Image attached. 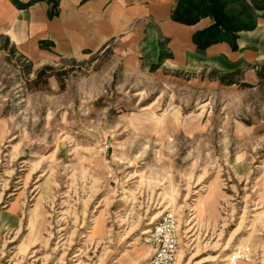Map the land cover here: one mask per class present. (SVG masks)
Masks as SVG:
<instances>
[{
  "label": "rangeland",
  "instance_id": "1",
  "mask_svg": "<svg viewBox=\"0 0 264 264\" xmlns=\"http://www.w3.org/2000/svg\"><path fill=\"white\" fill-rule=\"evenodd\" d=\"M23 37L0 35V264H148L166 212L175 264H264L263 64L187 73L164 47L148 68L120 40L59 58Z\"/></svg>",
  "mask_w": 264,
  "mask_h": 264
},
{
  "label": "crops",
  "instance_id": "2",
  "mask_svg": "<svg viewBox=\"0 0 264 264\" xmlns=\"http://www.w3.org/2000/svg\"><path fill=\"white\" fill-rule=\"evenodd\" d=\"M49 1L0 0V35L20 42L24 35L35 36L50 42L59 58L95 54L120 40L119 49L134 52L148 68L157 62L159 43L167 40L164 48L170 57L161 66L187 73H229L264 65V16L254 29L238 34L237 50L227 43L199 50L191 37L208 25V19L193 26L172 21L175 0H58L51 18Z\"/></svg>",
  "mask_w": 264,
  "mask_h": 264
},
{
  "label": "trees",
  "instance_id": "3",
  "mask_svg": "<svg viewBox=\"0 0 264 264\" xmlns=\"http://www.w3.org/2000/svg\"><path fill=\"white\" fill-rule=\"evenodd\" d=\"M52 9L48 13L49 18L56 15L55 7L58 0H50ZM260 13V14H259ZM264 16V0H175V7L171 14L172 21L187 26H193L200 20L209 18L212 23L205 29L197 31L191 37L192 44L199 50H204L218 43H227L235 51L237 35L243 31L254 29L258 18ZM8 43V39H4ZM167 40L159 43L162 49ZM163 57L159 54V60ZM49 71V74H46ZM234 74H225L217 77L221 84H236ZM44 75L47 79L56 76L50 67H44L36 75L40 78ZM257 76L262 78L260 73ZM46 83V82H44Z\"/></svg>",
  "mask_w": 264,
  "mask_h": 264
},
{
  "label": "built area",
  "instance_id": "4",
  "mask_svg": "<svg viewBox=\"0 0 264 264\" xmlns=\"http://www.w3.org/2000/svg\"><path fill=\"white\" fill-rule=\"evenodd\" d=\"M149 235L147 242L154 252L148 264H175L179 251V224L176 215L166 212ZM236 256L222 264H234L236 259L242 258Z\"/></svg>",
  "mask_w": 264,
  "mask_h": 264
},
{
  "label": "bare ground",
  "instance_id": "5",
  "mask_svg": "<svg viewBox=\"0 0 264 264\" xmlns=\"http://www.w3.org/2000/svg\"><path fill=\"white\" fill-rule=\"evenodd\" d=\"M151 233V230L150 231H148V232H146V235L148 234H150ZM237 255V252H234L231 256H230V258H226L225 260H224V262H227V261H229V260H231L234 256H236Z\"/></svg>",
  "mask_w": 264,
  "mask_h": 264
}]
</instances>
